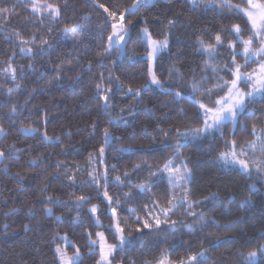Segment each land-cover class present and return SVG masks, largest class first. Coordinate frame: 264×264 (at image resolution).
Returning <instances> with one entry per match:
<instances>
[{
  "label": "trees",
  "instance_id": "trees-1",
  "mask_svg": "<svg viewBox=\"0 0 264 264\" xmlns=\"http://www.w3.org/2000/svg\"><path fill=\"white\" fill-rule=\"evenodd\" d=\"M10 2H15V0H10ZM100 2L108 3V0H100ZM118 2L122 6H126L131 3V0H118ZM233 3H240V0H233ZM68 4L67 9L62 6V17L65 23L80 25V30L75 34V37L67 38L71 37L72 33H68L67 36L58 34L59 38L55 40L54 47L34 58L36 71H26L24 77L17 75L16 82L20 83L22 87L11 98L7 97L6 87H4L5 85L11 87V80L6 81L0 77V105L7 103L10 106L15 103L18 106L15 127L18 128L22 123H32L42 130L46 129L49 136H60L61 138L55 142H40L39 133L27 136L22 133L17 134L14 129H10L6 136L0 137V148H4L5 151H7L6 145L13 142L17 148L22 150L18 154L20 157L18 162H10L6 159L0 162V168H3L5 163L9 164V175L5 176L0 173V264H54L53 249L55 245L51 243V235L56 231H59L61 235L67 232L70 239L81 247L82 264H95V260L98 258L89 255L85 246L84 229L88 228L91 223L87 213L90 204L80 210L84 217V224H73L77 209L74 206V201L70 199V194L87 193L92 196L90 203H98L102 207L105 205L96 197L94 190L70 187L63 175H60L58 179L49 176L47 181H43L40 173L42 167L46 168L48 172H54L56 162L64 161L67 167L75 168L76 162H79L87 168L88 154L98 150L99 145L103 142V129L109 127L113 133V139L110 141V147L107 148V162L109 165L117 166V171L111 173L112 175L131 169L136 163L147 161L141 171L132 173L130 177L132 183L137 184L147 177L150 170L148 164L152 165L151 170L153 171L163 165L164 158L170 151L164 144L171 145L173 143L176 128L184 131L185 128L197 127L201 123V120L195 116L196 108L191 102L174 99L153 86V90L145 93L139 103L133 101L131 96L126 97L120 91H116L113 103L118 107L111 110V115L123 116L125 119L108 124L107 114L98 108L97 100L94 98V84L101 72L107 77L108 69L113 68L112 61L116 52L113 50L111 55L104 58L103 62L107 67L99 66L100 60L96 53L100 49L95 41L99 39L96 26L102 16L98 14L90 0H68ZM179 10H182L184 15L181 17V22L172 29L170 47L160 54L155 68L159 78L165 82V87L171 83L168 79L170 68L178 69L184 73L185 79L190 78L191 69H195L197 79H199L203 58L196 54L197 38L212 42L217 31L222 27H230L232 24H241L246 30L248 28L243 17L235 18L227 14L220 16L214 10V6H209L207 9L191 10L184 0H174L172 4L166 3L165 0H158L157 5L150 6L145 13L147 24L140 21L132 30L131 39L127 45L128 55L120 56L116 60L114 74L121 77L125 87L128 84L133 87L139 86L147 75V60L144 57L146 49L137 34L139 28L148 26L153 36L161 39L166 19ZM16 12L21 19L27 15L23 3L17 7ZM89 13H91L90 18L83 19ZM188 17H191L190 21L187 19ZM18 26V21L14 17L7 28L0 30V67L4 66L3 61L10 54L12 47L3 37ZM19 27L26 38H30L32 31L35 30V26L31 24L27 27ZM232 38L225 35L224 43L227 44L228 39ZM245 38H247V31H245ZM49 39L53 38L49 37ZM220 51L223 53L219 57L221 63L226 58L230 59L226 48H221ZM77 58L80 62L79 65H64L62 80L53 81L51 85L48 83L56 74L53 70L55 64L60 63L61 60L72 59L75 61ZM89 60L92 61L91 71H88ZM238 60L242 62V57H238ZM28 62L27 58L20 55H17L14 60L17 65H27ZM254 66L256 65L250 64L247 69ZM81 67L83 71L79 82L70 81V77H74ZM209 75L211 74L209 73ZM220 75L231 79L223 71ZM57 84L62 87L58 88ZM171 86L176 87L175 84H171ZM211 86V83L204 85V87ZM32 90L35 91L29 97L28 94ZM26 99L30 100V103L25 106ZM129 105L131 107H128ZM146 107L153 108L154 111L145 112ZM251 107L257 110L256 117L247 119L248 128L246 130H242L238 125L227 124L222 129L223 134L221 131H215L209 137L192 140L187 147L182 149L184 155L189 158V167L193 169V177L189 185L193 190V199L208 195L209 192H219L220 195L201 206L202 215L185 217L183 209H179L172 217V219L181 221L175 229L162 225L158 231L133 232V244L123 256L124 264H129V261H135V264H144L146 260L154 262L160 257L163 250L169 249V246L175 247L168 252V255L173 260L178 259L186 254L187 245L184 243L186 241L193 245V253L199 252L201 249L200 239L206 237L208 233H215V235L205 239L203 243L204 248H210L207 264H241V258L237 252H246L255 247L260 236L264 235V232L261 231L264 229V185L256 182L255 191L258 194L251 203L242 205L241 202L247 195V189L244 186L253 183L254 180L246 178L237 171L225 169L216 159L218 153L224 150L225 140L236 138L240 142H244L251 139V125L256 122L257 117L260 123L264 124V113L260 111L261 108H264V101L257 98V103ZM121 108H125L123 113L120 111ZM129 111H132L134 115L129 116ZM6 113H8V107H0V123L8 127ZM46 113L47 120L44 121L41 118ZM94 119L98 121V128L92 134L88 126ZM241 120H244V117H241ZM157 125L169 130L168 138H164L163 133L156 129ZM169 125L172 127L169 128ZM69 131L71 135H68ZM153 136L156 138L155 142L152 140ZM28 145L32 146L30 150L27 148ZM37 156L40 157V161L36 170L23 171L28 168L25 162ZM64 170L62 167L59 172L63 173ZM100 170L103 171L102 166ZM18 171H22V174L25 175V180L21 182L23 190H18L14 180L9 179V176ZM86 175L85 172L83 178H86ZM80 178L82 177L77 175V179ZM41 183H47V191L54 196H59L60 199L48 202L40 192ZM127 191H129L127 186L121 188L113 185L110 194L119 195L123 201V193ZM167 191L168 184L165 174L158 179L152 192L163 204ZM149 195V193L140 194L137 190H133V197L126 202V207L141 208L148 202ZM33 205L34 215L28 212V208ZM45 206L51 207L53 213H45ZM13 207L18 211L14 214L10 213L6 217L4 213ZM138 214L143 215L139 211L132 214L126 210L123 212L133 228L136 226L133 220ZM56 216H62L63 219L57 221ZM238 217H242V221H237ZM100 218L105 225L110 223L108 216L101 215ZM214 221L219 223H214ZM26 223L30 225L27 231L23 227ZM88 230L94 234L100 228L91 227ZM102 230L105 231L108 240L115 243L107 229ZM249 238H251V242H249ZM57 243L63 245L62 241L58 240ZM71 251L72 249L69 248V252ZM121 259V254L117 253V264ZM259 259L257 257V261Z\"/></svg>",
  "mask_w": 264,
  "mask_h": 264
},
{
  "label": "snow or ice",
  "instance_id": "snow-or-ice-1",
  "mask_svg": "<svg viewBox=\"0 0 264 264\" xmlns=\"http://www.w3.org/2000/svg\"><path fill=\"white\" fill-rule=\"evenodd\" d=\"M165 2L172 4L174 0H165ZM184 2L190 6L191 10L207 9L209 6H214V10L220 16L227 14L235 18L243 17L248 28L246 30L241 24H232L230 27H222L217 31L212 42L197 38L196 54L203 58L199 79H197L195 69H191V77L185 79L184 73H181L178 69L170 68L168 79L171 83L168 87H165V82L159 78L155 70L156 64L160 54L169 49L171 31L181 22L184 12L179 10L166 19L162 30V39L154 38L149 27H141L137 34L146 49L144 53V57L147 60L146 79L137 87H133L131 84L125 87L121 77L114 74L116 60L120 56L128 55L127 45L131 39L132 30L136 28L140 21L147 24L145 13L150 6L155 7L158 0H131V3L126 6H122L118 0H108V3H102L100 0H90L98 14L102 16L96 26L99 32V39L95 41L100 49L96 53L97 58L100 60L99 66L107 67L104 65V58L111 55L113 50L116 52V56L112 61L113 68L108 69L107 77L101 72L94 84V98L97 100L98 108L107 114L108 124L125 119L123 116L111 115V110L114 107H118V105L113 103L116 91H120L123 96H131L133 101L139 103L144 98L145 93L153 90V86L174 99L191 102L196 108V118L201 120L197 127L185 128L184 131L176 128L173 143L171 145L164 144L170 151L164 158L163 165L153 171L151 170L152 165L148 164L150 170L147 173V177L137 184H133L130 177L132 173L141 171L147 161L136 163L131 169L112 175L111 173L117 171V166L115 164L109 165L107 162V148L110 147V141L113 139V133L109 127H104L103 129V142L99 145L98 150L88 154L87 168L79 162H76L75 168H71L66 166V162L57 161L54 172H48L43 167L40 169L43 181H47L49 176L53 179H58L60 175H63L70 187L94 190L96 197L105 205V207H102L101 204L90 203L92 196L87 193L80 195L70 194V199L74 201V206L77 209V214L72 221L73 224H84V217L81 215L80 210L85 205L90 204L87 213L91 223L88 228L84 229V234L86 236L85 246L88 249V254L98 257L95 260V264H117V253H120L122 257L119 264H124L123 256L133 244V232L158 231L162 225L175 229L176 225L181 223V221L172 219V217L176 215L179 209H183L185 217L202 215L201 206L205 202L215 199L220 194L219 192H209L208 195L193 199V190L189 186L193 177V169L189 167V158L184 155L182 149L187 147L192 140L209 137L215 131H221V134H223L222 129L227 124L238 125L242 130H246L248 128L247 119L256 117L257 110L251 105L257 103V98L260 101H264V0H240V3H233V0H184ZM21 3H23L27 13L22 19L16 12L17 7ZM62 6L67 9L69 7L68 0H56V2L54 0H15V2L0 0V30L7 28L14 17L17 19L19 26L27 27L29 24L35 26L30 38H26L23 35L19 26L14 27L10 34L3 37L12 46L10 54L3 61L4 66L0 67V77L12 82L11 87L4 86L6 87L8 98H11L22 87L20 83L16 82L17 75L24 77L26 71L35 72L37 67L33 62L34 58L37 55H41L44 51L52 49L55 40L59 38L58 34L67 36L68 33H72L73 35L67 38L73 39L80 30L79 24L64 22ZM90 16L91 13L83 19H88ZM129 17H132V19H129ZM187 19L190 21L191 17ZM245 31H247V38H245ZM225 35L233 37L228 39L227 44L224 43ZM38 36L39 39H37ZM49 37L53 39H49ZM221 48H226L230 56V59L226 58L223 63L219 60V57L223 55L220 51ZM17 55L27 58L29 60L28 64L17 65L14 63ZM238 57H242V62L238 60ZM79 63L78 58L75 61L72 59L61 60L60 63L53 66L56 74L48 83L51 85L53 81L63 79L64 65L77 66ZM91 64L92 61L89 60L88 71H91ZM250 64H255L256 67L250 71H245ZM82 71L83 68L81 67L74 77H70V81L79 82L82 78ZM222 71L227 73L231 79L220 75ZM207 83H211L212 86L204 87ZM171 84H175L176 87L173 88ZM242 84L247 90L241 87ZM56 86L58 88L62 87L60 84ZM34 91L29 92V97ZM28 103H30V100L26 99L25 106ZM0 107H8V113H6L8 127L0 123V134L6 136L10 129H14L17 134L22 133L27 136L39 133L41 136L40 142H55L61 139L60 136H49L46 129L42 130L32 123H22L16 128L15 117L18 114V106L15 103L10 106L5 103L0 105ZM128 107H131V105ZM144 110L145 112L154 111L153 108L148 107ZM120 111L123 113L125 108H121ZM260 111L264 113V108H261ZM128 115L133 116L134 113L129 111ZM241 117H244V120H241ZM41 119L46 121L47 113ZM88 127L90 133L94 134L98 128V121L94 119ZM171 127L169 125V128ZM156 129L163 133L164 138L169 137L168 129L161 128L160 125H157ZM77 131L80 130L77 129ZM68 135H71L70 131ZM250 135L252 138L244 142H240L236 138L225 140L224 150H221L216 157L220 165L225 169L237 171L246 178L254 180L253 183L244 186L247 189V195L243 198L242 205L251 203L258 194L255 191L256 182L264 185V124L260 123L258 117L256 122L251 125ZM152 140L155 142V136L152 137ZM31 147V145H28V150ZM6 148L7 151L4 148H0V162L5 159L10 162H18L20 159L18 154L22 150L16 147L15 142L6 145ZM39 161V156L29 159L25 162L28 168L23 171H35ZM101 166L103 171L100 170ZM62 167L65 170L60 173L59 170ZM85 172L87 175L86 178H83ZM0 173L8 176L9 164L5 163L3 168H0ZM165 174L168 191L165 193L166 200L162 204L160 199L156 198V194L152 192V189L156 186L158 179ZM77 175L82 178L77 179ZM9 179L14 180L18 190H23L21 182L25 180V175L22 174V171L9 176ZM113 185L121 188L127 186L129 188V191L123 193V201L119 195L110 194V189ZM47 188V183H41L40 192L48 202L60 199L59 196H54L48 192ZM133 190H137L140 194H150L148 202L139 209L126 207V202L133 197ZM125 210L129 214L138 211L143 213V215L138 214L135 216L133 220L136 225L135 228L128 223V217L123 215ZM17 211L18 209L15 207L9 208L4 215L7 217L10 213L14 214ZM44 211L48 214L53 213L52 208L47 206H45ZM28 212L35 214L34 205L28 208ZM101 215L108 216L110 223L105 225L101 221ZM55 219L61 221L63 217L56 216ZM237 221H242V217H238ZM214 223L218 224L219 222L214 221ZM23 227L27 231L30 225L26 223ZM91 227L106 228L115 243H109L105 231H96L93 234L88 230ZM261 231L264 232V229H261ZM214 235L215 233H208L206 237L200 239L201 249L199 252L193 253V245L186 241L184 242L187 245L186 254L178 259L173 260L168 255V252L175 247L169 246V249L162 251L157 260L154 262L146 260L144 264H207L210 248H204L203 243L205 239ZM58 240L62 241L63 245L57 243ZM249 242H251V238H249ZM51 243L55 245L53 249L54 264H82L83 254L81 247L70 239L67 232L63 235L59 231L53 232ZM69 248L72 249L71 252H69ZM237 255L241 258V264H264V235L260 236L255 247L246 252L238 251ZM257 257L260 258L258 261ZM129 264H135V261H129Z\"/></svg>",
  "mask_w": 264,
  "mask_h": 264
},
{
  "label": "rangeland",
  "instance_id": "rangeland-1",
  "mask_svg": "<svg viewBox=\"0 0 264 264\" xmlns=\"http://www.w3.org/2000/svg\"><path fill=\"white\" fill-rule=\"evenodd\" d=\"M144 27H145V26H144ZM147 27H148V26H147ZM154 38H155V37H154ZM157 39H159V38H157ZM161 39H162V38H161ZM254 67H256V66H254ZM254 67H253V68H254ZM251 69H252V68L245 69V71H250ZM241 87L244 88V90H247L246 87H245L243 84L241 85ZM2 135H3V134H0V137H1ZM98 231H103V230L100 229V230H98ZM109 243H113V242H110V241H109Z\"/></svg>",
  "mask_w": 264,
  "mask_h": 264
}]
</instances>
